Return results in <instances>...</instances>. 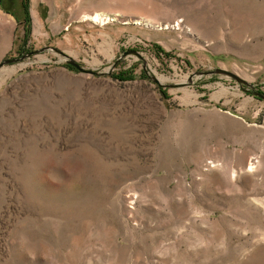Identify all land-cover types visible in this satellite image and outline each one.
Segmentation results:
<instances>
[{
  "label": "rangeland",
  "instance_id": "374dc122",
  "mask_svg": "<svg viewBox=\"0 0 264 264\" xmlns=\"http://www.w3.org/2000/svg\"><path fill=\"white\" fill-rule=\"evenodd\" d=\"M69 4L0 2V264H264V0Z\"/></svg>",
  "mask_w": 264,
  "mask_h": 264
},
{
  "label": "crops",
  "instance_id": "0c3cea01",
  "mask_svg": "<svg viewBox=\"0 0 264 264\" xmlns=\"http://www.w3.org/2000/svg\"><path fill=\"white\" fill-rule=\"evenodd\" d=\"M4 5H10V9H14L19 13L18 24L23 22V0H1ZM71 9L69 0H30V14L32 28H38L35 33L36 37L44 38L41 41L49 39V32H55L56 28L64 26L71 20ZM57 13V14H56ZM62 13V14H61ZM21 26V25H20ZM42 28L46 29L44 32Z\"/></svg>",
  "mask_w": 264,
  "mask_h": 264
},
{
  "label": "water",
  "instance_id": "95a60500",
  "mask_svg": "<svg viewBox=\"0 0 264 264\" xmlns=\"http://www.w3.org/2000/svg\"><path fill=\"white\" fill-rule=\"evenodd\" d=\"M48 48H49V47H45V48H42V49L37 50V51H36V50H35V51H31V52H29V53H27V54H24V55L20 56V57H15V58H8V59H5V60L3 61L2 64L20 62V61H22L23 59L32 56L34 53H36V52H42V51H44L45 49H48ZM51 49H54V50H56L57 52H60V53H63V54H64L63 51H61V50H59V49H57V48H52V47H51ZM132 52H134V53L140 55V53H139L138 51H132ZM68 62H69L71 65L75 66L77 69H79V70L82 71V72H88V73H93V74H96V73H97V74H105V73H106V72L99 73V72H95V70H93V69H87V68H84L82 65H80L77 61H75V60L72 59V58H69V59H68ZM199 73H201V74H214V73H219V74H223V75H227V76H229V77H232V78H234L236 81H238L239 83L245 84V85L250 86V87L253 86L252 84L248 83L245 79H243L242 77H240V76L237 75L236 73H234V72H232V71H230V70H227V69H223V68H217V69H213V70H207V71L199 72ZM153 80L156 81V82H159L158 78H156V77H153ZM254 94H255L256 96H258V97L264 99V93H261V92H255Z\"/></svg>",
  "mask_w": 264,
  "mask_h": 264
},
{
  "label": "bare ground",
  "instance_id": "6f19581e",
  "mask_svg": "<svg viewBox=\"0 0 264 264\" xmlns=\"http://www.w3.org/2000/svg\"><path fill=\"white\" fill-rule=\"evenodd\" d=\"M109 17H108V15H105V14H100V13H95V14H92V15H86L85 17H84V19H90V20H93V21H103V20H105V19H108ZM113 19V18H112ZM108 21V20H107ZM170 78L169 77H165V76H161L160 78H158V80L160 81V82H164V81H166V80H169ZM186 79V78H185ZM185 79H183V80H185ZM252 168V167H251Z\"/></svg>",
  "mask_w": 264,
  "mask_h": 264
},
{
  "label": "trees",
  "instance_id": "16d2710c",
  "mask_svg": "<svg viewBox=\"0 0 264 264\" xmlns=\"http://www.w3.org/2000/svg\"><path fill=\"white\" fill-rule=\"evenodd\" d=\"M1 2V0H0ZM23 13L25 15V22L28 24V27L26 30H30L31 26V15H30V0H23ZM8 13H11V11L7 10Z\"/></svg>",
  "mask_w": 264,
  "mask_h": 264
}]
</instances>
